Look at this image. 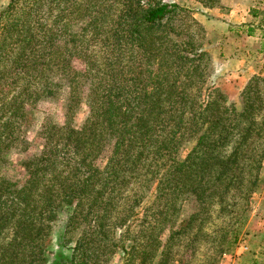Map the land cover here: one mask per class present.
<instances>
[{"label":"rangeland","instance_id":"obj_1","mask_svg":"<svg viewBox=\"0 0 264 264\" xmlns=\"http://www.w3.org/2000/svg\"><path fill=\"white\" fill-rule=\"evenodd\" d=\"M119 1L16 2L11 23H16L17 30L12 33L17 34L7 30L0 33L3 50L0 146L4 149L11 140L0 159V202L16 199L6 190L21 188L29 179L24 162L44 147L43 137L39 135L42 124L57 125L55 130L60 137L69 127H80L90 117L84 101L67 106L66 90L55 97L36 96L35 91L43 82L33 80L31 70L13 68L18 53L26 48V38L32 33L39 35L50 30L62 7H67L62 21L73 22L70 29L80 33L78 25L82 27L81 22L88 14L85 8L99 2L106 11L98 24L106 26L120 7ZM162 1L179 5L169 24L176 32L188 35L192 50L181 54L197 58L198 63V69H194V59H190L181 70L184 73L192 69L187 78L186 75L179 77V81L186 82L184 87L190 96L185 116L190 118L191 134L177 137L180 140L177 150L169 158L179 160L191 155L195 161L207 147H216L220 154L238 149L244 154L237 158V170L241 172L242 167L240 175H236L240 185L225 194L226 202L238 200L240 203L239 198L243 196L247 197L246 201L232 209L220 208L215 202L192 218L197 211L196 200L191 193L181 190L176 211L161 209L162 213L156 214L160 210L158 205L153 207L158 181L151 174L155 167L153 160H147L143 166L137 164L127 171L124 184L118 185L119 179H116L104 186L102 180H94L77 206H62L42 243L46 256L43 264H50L59 249L64 256L70 255L75 260L84 258L90 264H264V0ZM8 2L0 0V11ZM84 28L91 30L86 23ZM90 35L82 31L80 38L87 43ZM89 42L87 57H73L71 69L84 71L89 63L101 68L99 42ZM183 61L179 58V62ZM172 74L171 65L169 78ZM199 81L200 91L197 90ZM90 82L82 84L84 91L90 88ZM202 130H210L208 139H201ZM219 133L227 134L223 141L208 143ZM107 143L91 161L100 170L108 165L112 155L110 145L115 139L109 146ZM76 165L79 166L77 161H71L40 174L36 185L29 187L30 194H53L76 174ZM121 168L129 169L130 165L118 167ZM248 182H253V188ZM102 186L103 194L90 212L89 204ZM11 210L9 206L0 207V212ZM155 218L157 221L153 223ZM182 221L185 224L178 226ZM14 237L10 227L0 234V264L5 263L8 253L17 249ZM76 244L79 247L73 250Z\"/></svg>","mask_w":264,"mask_h":264},{"label":"trees","instance_id":"obj_2","mask_svg":"<svg viewBox=\"0 0 264 264\" xmlns=\"http://www.w3.org/2000/svg\"><path fill=\"white\" fill-rule=\"evenodd\" d=\"M16 2L19 0H9L0 11V33L7 30V33L17 34L12 33L17 30L16 23H11ZM119 3L120 7L106 26L98 24L106 11L99 2L85 8L87 17L82 20V27L78 25L81 34L82 31L83 34L91 33L89 41L99 42L101 68L89 63L84 71L71 69L73 57H87L90 42L85 43L78 30L70 29L73 22L62 21L67 7H62L50 30L44 34H30L26 38V48L23 47L15 59L13 68L16 71L31 70V78L43 82L36 89V96L55 97L66 90L69 94L67 106L82 101L87 104L90 116L87 122L90 123L69 127L60 137L55 130L57 125H41L39 135L43 137L44 147L24 162L29 179L21 188L6 190L16 199L0 202V207H12L11 211L0 212V234L10 227L15 234L14 239H17L14 244L17 249L7 254L4 264H43L46 256L42 243L49 235L50 224L60 208L77 206L94 180H102L104 186L116 179H119L118 185L124 184L127 171L133 170L137 164L143 166L147 160H153L155 167L151 174L158 181L153 207L158 205L160 210L156 214H161V209L176 211L181 190L191 193L196 200L197 211L191 215L192 218L199 210L215 202L220 208L229 206L232 209L246 201L247 197L243 196L239 198L240 203L238 200L226 202L225 194L235 191L240 185L236 175H240L242 167L239 172L237 158L244 154L238 149L220 154L216 147H207L199 152L195 161L191 155L179 160L169 158V154L177 150L180 142L177 137L191 134V121L185 116L190 96L184 87L186 82L179 81V77L186 75L187 78L192 72L188 71L192 69L184 73L181 70L190 59H194L192 68L198 69L197 58L181 54L192 50V41L169 24L179 5L162 0H120ZM85 23L91 30L84 28ZM1 45L0 62L3 55ZM194 53L199 56V53ZM179 58L184 61L179 62ZM171 65L173 74L169 78ZM90 80V88L84 91L82 84ZM201 85L197 90L200 91ZM209 132L202 130L201 139H208ZM226 136L219 133L208 143L216 144ZM112 139L115 143L110 145ZM10 142L4 149L0 146V159ZM105 142H109L112 155L106 169L100 170L93 167L91 161ZM150 145L152 148L149 149ZM77 154L78 158L75 157ZM71 161L79 164L75 166L76 174L66 179L57 191L53 194H30L29 187L36 185L35 180L40 174L49 173L56 166ZM31 164H34L32 168ZM124 164H129L130 168L118 169ZM248 184L253 188V182ZM102 194L103 186L90 202V212ZM34 202L36 204L32 205ZM36 207L39 209L35 211ZM156 221L157 218L153 223ZM183 224L185 221L178 226ZM78 247L76 244L72 249ZM50 264L90 262L84 258L75 260L70 255L64 256L59 249Z\"/></svg>","mask_w":264,"mask_h":264}]
</instances>
